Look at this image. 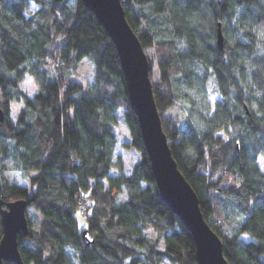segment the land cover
I'll return each instance as SVG.
<instances>
[{
  "label": "trees",
  "instance_id": "1",
  "mask_svg": "<svg viewBox=\"0 0 264 264\" xmlns=\"http://www.w3.org/2000/svg\"><path fill=\"white\" fill-rule=\"evenodd\" d=\"M120 1L172 156L226 261L264 264V0ZM85 59L87 88L74 81ZM26 75L39 86L32 98ZM0 110V199L38 216L27 211L17 237L24 264H196L160 199L115 46L81 0H0ZM118 143L140 156L129 174Z\"/></svg>",
  "mask_w": 264,
  "mask_h": 264
},
{
  "label": "water",
  "instance_id": "2",
  "mask_svg": "<svg viewBox=\"0 0 264 264\" xmlns=\"http://www.w3.org/2000/svg\"><path fill=\"white\" fill-rule=\"evenodd\" d=\"M97 19L115 46L131 112L137 118L142 142L161 201L190 233L196 264H228L223 243L209 227L200 210L199 199L179 171L163 132L150 80L151 67L137 36L128 25L120 0H81ZM221 50L223 37L217 33ZM4 115L0 110V121ZM27 203L18 200L4 205L0 199L2 237L0 264H24L18 251L17 237L27 235ZM86 245L92 243L87 231L82 234Z\"/></svg>",
  "mask_w": 264,
  "mask_h": 264
},
{
  "label": "rangeland",
  "instance_id": "3",
  "mask_svg": "<svg viewBox=\"0 0 264 264\" xmlns=\"http://www.w3.org/2000/svg\"><path fill=\"white\" fill-rule=\"evenodd\" d=\"M152 74H153V77L155 78L156 77L155 69L153 70ZM29 81H30V83H28ZM74 81L81 83L86 88L89 85H91V83L93 82L92 65L87 59L82 60L80 62L79 66H78V72L74 77ZM20 88L28 98H32L39 91L38 84L35 82L33 77H30L28 75L25 76L24 81L20 84ZM216 100H217V96L214 95V96L210 97L209 104H210L211 108H213L212 107L213 103ZM20 108H21V104H18L13 108V111L10 114V119L13 122L16 121L17 113H18ZM118 130H120V132H121V135H120L121 140L120 141H125L126 137H127V131L121 122L118 126ZM116 157H121V159L123 161L125 174L130 173L132 166L140 158L139 154L136 151H134L133 149H124L121 147V145L119 143L115 147L114 158H116ZM259 164H260V167L262 169V172H264V162L262 159L259 160ZM114 174H115L114 169H111L110 175H114ZM122 198H123V196H122ZM27 211L29 212L28 217L31 218L33 221H35L38 218V216L34 217V211H33L31 206L27 208ZM75 219L77 222L78 229H79V231H81L86 226V218L76 214ZM36 221H38V220H36ZM244 238L248 239V236H245ZM159 249H163L162 244L159 245ZM163 264H168V263H163Z\"/></svg>",
  "mask_w": 264,
  "mask_h": 264
},
{
  "label": "built area",
  "instance_id": "4",
  "mask_svg": "<svg viewBox=\"0 0 264 264\" xmlns=\"http://www.w3.org/2000/svg\"><path fill=\"white\" fill-rule=\"evenodd\" d=\"M86 205H87V202L80 203V204L78 205V214H79L80 216H84V214H85V209H86Z\"/></svg>",
  "mask_w": 264,
  "mask_h": 264
},
{
  "label": "bare ground",
  "instance_id": "5",
  "mask_svg": "<svg viewBox=\"0 0 264 264\" xmlns=\"http://www.w3.org/2000/svg\"><path fill=\"white\" fill-rule=\"evenodd\" d=\"M76 206H77V205H76ZM89 207H90V206H89ZM89 207H88V208H89ZM86 211H87V209H86ZM85 214H86V213H85Z\"/></svg>",
  "mask_w": 264,
  "mask_h": 264
},
{
  "label": "snow or ice",
  "instance_id": "6",
  "mask_svg": "<svg viewBox=\"0 0 264 264\" xmlns=\"http://www.w3.org/2000/svg\"><path fill=\"white\" fill-rule=\"evenodd\" d=\"M28 83H30V81Z\"/></svg>",
  "mask_w": 264,
  "mask_h": 264
}]
</instances>
